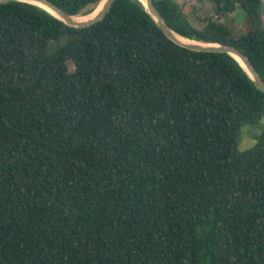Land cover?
I'll return each instance as SVG.
<instances>
[{"label":"trees","instance_id":"obj_1","mask_svg":"<svg viewBox=\"0 0 264 264\" xmlns=\"http://www.w3.org/2000/svg\"><path fill=\"white\" fill-rule=\"evenodd\" d=\"M71 16L102 0H50ZM180 36L241 50L264 81L262 0H153ZM245 13L242 33L220 22ZM264 92L222 52L172 41L141 0L71 27L0 4V264H264Z\"/></svg>","mask_w":264,"mask_h":264},{"label":"water","instance_id":"obj_2","mask_svg":"<svg viewBox=\"0 0 264 264\" xmlns=\"http://www.w3.org/2000/svg\"><path fill=\"white\" fill-rule=\"evenodd\" d=\"M11 1H19V2H27L31 3L34 5H37L58 19L62 20L64 23L71 27H76V28H83V27H88L96 24L100 20H102L106 14L108 13L109 9L111 8L112 4L114 3L115 0H102L100 2L103 3V6L100 10V12L92 19L87 20V21H77L75 20L76 16H71L67 14L65 11H63L61 8H59L57 5H55L53 2L50 0H0V4L2 3H7ZM143 4L146 6L148 9L149 13L159 26V28L166 34L168 38H170L172 41L177 43L178 45L195 50V51H205V52H222L231 55L235 59H237L247 70L253 81L255 82L256 86L258 89H260L262 92H264V81L260 77V75L257 73L253 65L251 64L250 60L245 56V54L239 50L238 48L230 45H222L218 43H203V42H198L195 40H190L195 43H200L204 44L203 45H198V44H186L183 42H180L176 35H179L175 33L164 21L162 18L161 14L159 13L158 9L156 8L153 0H141ZM99 4V5H100ZM98 5V7H99ZM97 7V8H98ZM180 36V35H179ZM182 37V36H181ZM184 38V37H183ZM187 39V38H185ZM207 45V46H206Z\"/></svg>","mask_w":264,"mask_h":264},{"label":"rangeland","instance_id":"obj_3","mask_svg":"<svg viewBox=\"0 0 264 264\" xmlns=\"http://www.w3.org/2000/svg\"><path fill=\"white\" fill-rule=\"evenodd\" d=\"M177 2L181 5L183 11L189 17L190 21L196 26L201 25V18L213 17L216 14L214 5L210 2H205L204 4L198 3L197 0H177ZM98 8H96V10H98ZM244 18V11L241 8H238L237 11L232 15H222L220 22L231 26L234 31L240 35L244 27ZM262 18L264 25V0H262Z\"/></svg>","mask_w":264,"mask_h":264},{"label":"clouds","instance_id":"obj_4","mask_svg":"<svg viewBox=\"0 0 264 264\" xmlns=\"http://www.w3.org/2000/svg\"><path fill=\"white\" fill-rule=\"evenodd\" d=\"M264 137V114H261L255 124L245 123L234 134L235 150L238 155L252 151Z\"/></svg>","mask_w":264,"mask_h":264},{"label":"bare ground","instance_id":"obj_5","mask_svg":"<svg viewBox=\"0 0 264 264\" xmlns=\"http://www.w3.org/2000/svg\"><path fill=\"white\" fill-rule=\"evenodd\" d=\"M102 6H103V3L100 5V7L98 8V10H95V11L92 12L91 14L89 13V14H87V15H79V16H77V17L75 18V20H77V21H87V20H90V19L94 18V17L100 12ZM176 37H177V39H178L180 42H183V43H186V44H198V43L192 42V41H190V40H188V39H185V38H183V37H181V36H179V35H176ZM198 45H203V46H205L204 44H200V43H199ZM206 46H207V45H206Z\"/></svg>","mask_w":264,"mask_h":264},{"label":"crops","instance_id":"obj_6","mask_svg":"<svg viewBox=\"0 0 264 264\" xmlns=\"http://www.w3.org/2000/svg\"><path fill=\"white\" fill-rule=\"evenodd\" d=\"M177 1V0H176Z\"/></svg>","mask_w":264,"mask_h":264}]
</instances>
